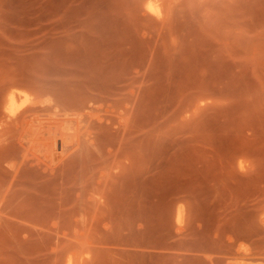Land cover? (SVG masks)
<instances>
[{
  "label": "rangeland",
  "instance_id": "rangeland-1",
  "mask_svg": "<svg viewBox=\"0 0 264 264\" xmlns=\"http://www.w3.org/2000/svg\"><path fill=\"white\" fill-rule=\"evenodd\" d=\"M71 68L135 73V166L95 170L117 187L81 217L1 188L0 264H264V0H0V103Z\"/></svg>",
  "mask_w": 264,
  "mask_h": 264
},
{
  "label": "bare ground",
  "instance_id": "bare-ground-1",
  "mask_svg": "<svg viewBox=\"0 0 264 264\" xmlns=\"http://www.w3.org/2000/svg\"><path fill=\"white\" fill-rule=\"evenodd\" d=\"M76 70V68L68 69L65 75L52 77L53 79L49 78L46 81L36 80L34 81L37 82L36 84L32 81L33 86L23 87L22 82L19 81L20 86H17V80L12 79V83L8 81L7 83L10 82V84L4 88V91L2 89L0 135L2 132V135L6 136L0 140V163L3 161L8 167L0 173V190L5 187L2 193L8 201L24 195L23 200L19 201L23 203L32 198L34 193L45 191L44 186L53 183L61 211L63 205H66L63 204V200L67 197L65 195L69 190L77 193L76 199L68 196L71 202L69 205H72L73 200L71 199H74L75 203L84 194L83 192L94 191L99 193V197L105 199L107 194L111 193L115 186L117 187L115 182V186L111 184L112 179L110 182L100 180V178L98 180V177L96 179L95 170L98 169L100 172H98L101 174L99 177L112 176L113 174L108 171L118 167L116 163H124L125 160L122 161V158L128 159L130 167L134 168L137 139L135 123L137 79L135 73L132 72L127 77V84L115 87L100 82L98 77L90 72ZM3 166L0 167L3 169ZM28 170H35L37 176L31 177L33 174L27 176L25 172ZM122 173L120 177L124 174ZM117 175L119 176L118 173ZM121 180L120 182L123 183ZM117 183L119 185V179ZM132 193L133 198H131L134 200L135 192L133 195ZM46 196L40 200L45 201ZM65 201L69 199L66 198ZM78 204L72 207L75 211L81 209L79 208L81 204L79 207ZM85 206L86 204L82 209ZM99 207L92 208L99 209ZM15 208L20 209V207ZM80 211L74 213H78L81 217ZM262 245L264 246L263 243ZM227 246L229 247L227 250L232 248V246ZM231 251L234 254L235 250L233 252L231 249ZM228 253L231 252L228 251ZM235 253L239 254L238 251ZM261 253L264 256V251H261L260 255ZM243 256L247 258V255ZM241 257L242 255L239 258L244 260L245 257ZM235 259L234 257L231 260ZM68 264L71 263L68 262Z\"/></svg>",
  "mask_w": 264,
  "mask_h": 264
}]
</instances>
